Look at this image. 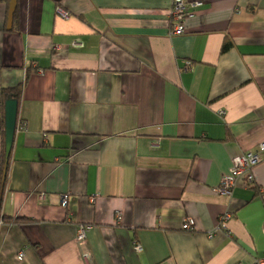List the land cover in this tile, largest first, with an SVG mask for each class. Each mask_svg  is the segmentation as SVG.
Returning <instances> with one entry per match:
<instances>
[{
    "label": "crops",
    "instance_id": "1",
    "mask_svg": "<svg viewBox=\"0 0 264 264\" xmlns=\"http://www.w3.org/2000/svg\"><path fill=\"white\" fill-rule=\"evenodd\" d=\"M202 1L173 36L172 0H17L12 23L0 0V264L263 255L264 153L257 186L216 190L264 142V0ZM20 85L4 175L2 90ZM225 213L228 232H216ZM81 226L92 227L82 244Z\"/></svg>",
    "mask_w": 264,
    "mask_h": 264
},
{
    "label": "built area",
    "instance_id": "2",
    "mask_svg": "<svg viewBox=\"0 0 264 264\" xmlns=\"http://www.w3.org/2000/svg\"><path fill=\"white\" fill-rule=\"evenodd\" d=\"M202 0H172V9L170 12V18L173 24L171 35L181 36L186 33L188 22L195 17L196 11L202 6ZM58 14L64 19L69 18L70 14L62 8L57 9ZM59 48V47H57ZM190 67V63H187V68ZM221 115H224V111H220ZM21 128H23L21 126ZM264 153V142L261 143L257 149L252 151H247L242 153L232 160V167L228 175L224 176L221 180L220 186L216 190L217 194L223 197L232 198L234 190L239 181H243L246 187L252 188L257 186L254 171L256 167L262 162ZM259 193L262 198H264V188L259 189ZM67 205V196H63L62 206L66 207ZM118 220L122 219V216L117 215ZM233 218L232 213H225L221 215L218 221L216 232H228V223ZM4 222L0 220V226ZM195 221L192 218H187L183 224V230L186 232H191L194 230ZM91 226H81L78 228L77 241L82 244L87 239V232L91 229ZM264 230V227H263ZM210 239L214 237L211 233L208 235ZM134 251L140 253L143 251V246L138 241L134 242L133 245ZM25 258V253L21 252L18 256V259L22 261ZM236 264H242L238 262ZM255 264H264V253L261 257H258L255 260Z\"/></svg>",
    "mask_w": 264,
    "mask_h": 264
},
{
    "label": "water",
    "instance_id": "3",
    "mask_svg": "<svg viewBox=\"0 0 264 264\" xmlns=\"http://www.w3.org/2000/svg\"><path fill=\"white\" fill-rule=\"evenodd\" d=\"M17 0H10L9 7V22H13V17L16 10ZM19 103L17 100H8L5 103V146H6V164L9 162V157L13 147V142L16 134L18 121Z\"/></svg>",
    "mask_w": 264,
    "mask_h": 264
},
{
    "label": "trees",
    "instance_id": "4",
    "mask_svg": "<svg viewBox=\"0 0 264 264\" xmlns=\"http://www.w3.org/2000/svg\"><path fill=\"white\" fill-rule=\"evenodd\" d=\"M229 48V44H225L223 46V51H226L227 49ZM21 96H22V85L16 87V88H11V89H3L2 90V98L5 100V103L8 101V100H17L18 103L20 102V99H21ZM5 149H6V146H5ZM6 157V150L4 151V158ZM7 164H5V168L3 170L4 171V175L6 174V168H7ZM1 173V176H2V180L5 179L4 175ZM2 197H0V210H1V199ZM0 219H2L0 217ZM5 219V218H4ZM6 220V219H5Z\"/></svg>",
    "mask_w": 264,
    "mask_h": 264
}]
</instances>
